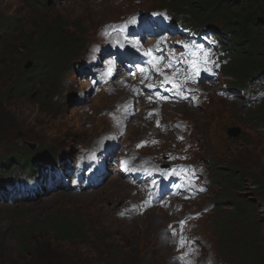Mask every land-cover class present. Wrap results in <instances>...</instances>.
Masks as SVG:
<instances>
[{
    "label": "rangeland",
    "instance_id": "1",
    "mask_svg": "<svg viewBox=\"0 0 264 264\" xmlns=\"http://www.w3.org/2000/svg\"><path fill=\"white\" fill-rule=\"evenodd\" d=\"M156 4V0H0V156L13 153L26 143L33 144L34 151L44 147L47 141L76 137L83 142L90 141L105 129L108 124L103 110L127 97L129 92H116L111 88L89 94L81 106L71 108L65 98L58 97L60 85L72 75L70 62L90 46L88 42L96 40V31L101 24L118 21L138 9H157ZM53 25H58L64 36L71 39L70 45H54L50 52L41 50L38 55L45 65H53L60 77L42 75L44 68L39 76H35L37 68H25L30 61L29 55L34 52L30 44L32 36ZM27 37L32 38L27 40ZM191 55L190 48L183 53V57ZM93 63H96L95 57ZM27 78L25 93L17 94L16 88ZM219 105V100L214 98L207 107L189 113L185 109L183 114L166 107L163 119L180 115L189 117L196 123L200 136ZM141 108L148 110L146 106L141 105ZM256 112L250 108L241 116H228L238 135L229 140L224 158L230 157V153L239 161L245 158L253 171L259 169L263 171L260 175L264 176V138H256L253 133L251 146L242 149L236 142L232 143L239 138L243 140L244 132L251 130ZM137 116L129 122L128 143L145 137L151 130L152 117L146 113ZM154 133L163 137L164 148L172 146L168 143L172 138L169 134L164 135L160 129ZM52 162L57 164L55 157ZM61 170L62 166L55 168L56 173ZM251 190L252 186L243 181L235 196L239 194L246 202L252 197L249 195ZM132 197L133 192L127 187L106 182L104 187L93 192L67 190L29 203L1 206L0 264H35L38 250L43 256V251L48 252L47 260L55 257L62 264H169L170 252L166 246L158 241L160 246L157 248L154 243L169 213L164 214L162 220H156L159 217L157 210L136 219L120 218L119 207ZM72 221L79 225L82 234L71 241H55L54 230L45 228L49 223L58 225ZM23 230H27V236L21 234ZM205 231L209 234V229L205 228Z\"/></svg>",
    "mask_w": 264,
    "mask_h": 264
},
{
    "label": "clouds",
    "instance_id": "2",
    "mask_svg": "<svg viewBox=\"0 0 264 264\" xmlns=\"http://www.w3.org/2000/svg\"><path fill=\"white\" fill-rule=\"evenodd\" d=\"M65 37H67V36H65ZM88 43H91V42H88ZM54 45L58 46V45H62V44L61 43L53 44L51 46V50H52V47ZM68 45H70V44L63 45V46H68ZM88 49H89V47L86 46V48L82 51L81 55L77 59L72 60L70 62V66H71L70 69H72V75H71V77L66 78L60 85L58 97L65 98L66 103L68 104V107L70 106L71 108H76L78 106H81L83 104L85 97L89 94L98 93V92H106V90L111 89V88H114V90L116 92L122 91L119 88H117L116 86H114V84L118 80V78L121 77L120 74L114 75V77L111 80V84L108 85L106 88L103 85L98 84V83L89 84L87 78H83L82 81L84 80V82H83L84 84L80 85V82H82V81H79V78L81 77L80 71H82L83 68H80L79 71L77 70V68L85 60V54H86V52H88ZM69 60L66 64L69 63ZM32 65H33V62L30 59V61H28L25 64V68L27 66H28L27 68H30ZM48 66H50L52 68V70H54V72H55V75L48 76V77L56 78V77H58V75L60 77V74H58L57 70L53 69V67H52L53 65L48 64ZM45 70H46V68H44L42 75L45 72ZM226 77L228 78L229 85L231 87H236L234 83L236 82V80H238V76H236L232 73H228V74H226ZM28 81H29V78H28ZM73 82L76 83L75 86L73 85ZM76 87L78 88V90H81L79 98L77 97V95H78L77 92L74 91V89ZM216 87H220V85H217ZM214 98H216V97H214ZM217 99L219 100L220 105H219L218 111L216 113H214L213 117H217V115L221 114L222 112H226L227 114H229V115L223 116L222 118L217 120V122H220L224 125L223 129H227L228 126L225 122V119L228 116H231L233 114H236L237 116H240V114H238L236 112V110L232 107V105H229L228 103H226V105H225L219 98H217ZM121 101H122V99L117 101L111 108L103 110V113H104V116H105V119H106L108 125L105 129L100 131L92 140L83 142L79 137H76L75 139H71L72 147L69 146L70 145L69 139L58 140L60 142L59 146L61 147V149L63 151L62 152L59 149V151H61V152L58 155H56L57 165L59 167L62 164H64V166H66V165H70V163L73 162V164H71V167L69 168V172L71 173L74 169L78 170L83 166L85 159L88 155L78 152L77 149L79 148V146H83L85 148L92 147L94 145V143L92 141L95 138H97L98 136L102 137L103 135L106 134L105 131L109 130L110 127H112V120L110 118V114L113 113L114 111H116L117 105H119L121 103ZM212 101H213V99L210 101V103H208V105H210L212 103ZM141 105L146 106V104L143 102H136L135 109L132 110V114L126 118L125 123H124L126 132H127L128 126H129V122L134 117H136L137 115L140 116L141 113H146V115L148 117H151V116H149L150 115L149 110L151 108L149 106H146V107H148V110H146L145 108H141ZM164 106L174 108V109H177L179 111L181 110L179 106H177V107L170 106V105H164ZM180 106H182V105H180ZM198 110H201V109H198ZM173 118H175V117H173ZM212 119H214V118H212ZM257 121H260L259 116H258V112H256V116L252 122L256 123ZM151 123H152L151 130H148V132L149 131L152 132L154 130H157V128H155V126H153L154 125L153 118H152ZM263 132H264L263 130L260 131V133H263ZM253 133H254L256 138H262L261 136H259L260 133L251 127L250 131L244 132V139L243 140L239 139L236 141V145L239 146L240 149H242L246 146H251L252 141H253V138H252ZM147 135H148V133H147ZM125 137L127 138V135ZM46 143L47 144L44 147H37L34 151H32L33 147H34L33 144L26 143L23 148H21V147L16 148L13 153H10L8 155L3 154L2 156H0V169L1 168L3 169L1 174H0V207L4 206V205L11 206L14 204H19V203H24V202L29 203V202L37 201V200L43 199L47 196H51V195H54V194L62 191L60 189H55L54 187L50 186L51 188L45 189V191L47 193L44 194V196H38L34 192H30V193H28V195H24L21 193V187L20 186H21V182L24 179H26V178H38L42 174H47V172L45 170L39 174L35 173L36 167L38 165L43 164V163L46 165L48 163L47 159H49L51 156L50 152L54 153L53 145L51 146L48 142H46ZM70 147H71V150H70ZM155 149H157V150H155ZM160 149H162V148H160ZM160 149L155 147L151 151L154 153H158ZM250 155L252 158L255 157L253 155V152H251ZM230 156H234L233 153H230ZM239 156L242 157L240 155V153H239ZM244 160H245V158L242 161L238 160L239 170H240V174L242 176L241 181H240V188L242 187L243 181H247L251 186H255L250 191V193H249V195H250V194H253L252 191L258 187L264 189V176L260 175L261 170H259V169H257V171L256 170L253 171L252 166H251L250 171L242 170L240 168V164ZM76 161H77V164L75 163ZM261 172H263V171H261ZM113 176H116L117 179L119 180V182H121L125 185V186L119 185L120 188L127 187L129 192L132 190V187L130 185H128L123 180V178L121 176L119 177V175H111V177H113ZM252 176H254L256 178L257 183H254L251 180ZM110 178L108 179V181H110ZM48 183H51V181H48L46 184H48ZM58 183H60V182L54 181L53 186L58 185ZM100 188H101V186L98 189H100ZM98 189H95L94 191H96ZM214 191H215L214 193H216L220 199L224 200V193L221 190V188L216 190V187H215ZM257 201L261 203V198L259 197L257 199ZM259 208H260V210L256 213L258 218L254 217V219H253V223L255 225H257V228H252V227L243 225L242 223H244V221L247 219V217H245V219L243 220V222L240 225V228L234 234L233 238L235 240L241 241L242 243L247 245L246 249H245L247 254H251L253 256L261 257V256H264V233L260 230V229H264V215H263L264 212L261 213L262 211H264V206L259 207ZM155 210H157L158 216H159V217H156V220H162V218H164V214L169 213V215H170L172 213L171 210L163 211L160 208H156V209H152V210L147 211L145 214H147L150 211H155ZM212 212L216 213V214L212 218L211 225L208 228L209 234L205 238L204 248L206 249V254L210 255L214 259L215 257H217L218 254H220V252L222 253V251L214 244L215 238L220 237L224 240H229L232 237L233 223H232V221L223 218V213H222L223 208L219 204L215 203V205L213 206V209L210 213H212ZM155 223L158 224V222H155ZM163 227L164 226L161 227L160 231L162 230ZM152 229H154V228H152ZM249 243H252V248L249 247ZM155 245L158 248L160 246L159 242L155 243ZM166 249L170 252V254L172 253V251H170L167 246H166ZM172 263H173V261H172ZM172 263L169 262V264H172Z\"/></svg>",
    "mask_w": 264,
    "mask_h": 264
},
{
    "label": "trees",
    "instance_id": "3",
    "mask_svg": "<svg viewBox=\"0 0 264 264\" xmlns=\"http://www.w3.org/2000/svg\"><path fill=\"white\" fill-rule=\"evenodd\" d=\"M156 2H158L156 8H167L181 15L183 19L187 17L185 21L187 20L186 22L194 30L218 28L224 36L229 35L225 38V42L233 57H231L227 73H232L243 81L255 79L260 72L264 71V0H156ZM63 35L59 26L53 25L49 30L33 35V38L27 37V40L32 38L30 44L34 52L29 55V58L33 62L32 70L37 68L38 74L35 76L41 74L42 68H46L43 75L47 77L55 75L54 70L40 59L38 52L41 50L50 52L53 44H70L71 39ZM27 83L28 78L22 80L16 88V93L23 95L27 89ZM261 109L264 108H258L259 111ZM235 173H237L236 170ZM251 180L257 183L254 176ZM254 190L260 194L261 203L256 199L252 200L250 214L258 218L256 213L260 210L259 207L264 206V189L258 187ZM78 226L75 221H72L58 225L49 223L45 228L54 230L55 241L62 242L80 238L82 233ZM26 232L27 230H23L21 234L27 236ZM249 247L252 248V243H249ZM36 253L39 255L35 264H62L57 262L59 260L55 257L47 260V251H43L45 256L40 250Z\"/></svg>",
    "mask_w": 264,
    "mask_h": 264
},
{
    "label": "bare ground",
    "instance_id": "4",
    "mask_svg": "<svg viewBox=\"0 0 264 264\" xmlns=\"http://www.w3.org/2000/svg\"><path fill=\"white\" fill-rule=\"evenodd\" d=\"M47 142H48L49 144H51V145H54L55 147H57L58 149H60V150L62 151L61 147L59 146V143H60L59 141H47ZM70 150H71V147H70ZM62 152H63V151H62ZM113 163H114L113 158H111V159H110V163H109V165H110V164H113ZM109 183H110V185L112 184V186L114 185V186H116V187H117V185L124 186L123 183L117 181L114 177H111V178H110ZM103 187H104V186H103Z\"/></svg>",
    "mask_w": 264,
    "mask_h": 264
},
{
    "label": "snow or ice",
    "instance_id": "5",
    "mask_svg": "<svg viewBox=\"0 0 264 264\" xmlns=\"http://www.w3.org/2000/svg\"><path fill=\"white\" fill-rule=\"evenodd\" d=\"M137 45H138V42H135V43L133 44V47H136ZM151 51H152V50H149V52L146 53V55H150V54H151ZM168 67H171V65H168ZM193 69L198 73L199 69L196 68L195 64H193ZM141 71H143V69H141ZM181 224H183V222H181ZM179 243H180L181 246H183L184 241L181 240Z\"/></svg>",
    "mask_w": 264,
    "mask_h": 264
}]
</instances>
